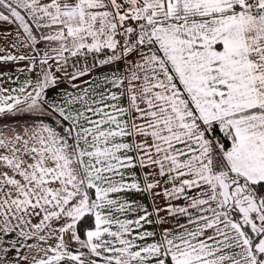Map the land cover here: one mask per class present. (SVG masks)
I'll return each mask as SVG.
<instances>
[{
  "label": "snow or ice",
  "instance_id": "obj_1",
  "mask_svg": "<svg viewBox=\"0 0 264 264\" xmlns=\"http://www.w3.org/2000/svg\"><path fill=\"white\" fill-rule=\"evenodd\" d=\"M0 26V264H264V0Z\"/></svg>",
  "mask_w": 264,
  "mask_h": 264
},
{
  "label": "crops",
  "instance_id": "obj_2",
  "mask_svg": "<svg viewBox=\"0 0 264 264\" xmlns=\"http://www.w3.org/2000/svg\"><path fill=\"white\" fill-rule=\"evenodd\" d=\"M1 28H3V26H0ZM5 67H10V66H5Z\"/></svg>",
  "mask_w": 264,
  "mask_h": 264
},
{
  "label": "rangeland",
  "instance_id": "obj_3",
  "mask_svg": "<svg viewBox=\"0 0 264 264\" xmlns=\"http://www.w3.org/2000/svg\"><path fill=\"white\" fill-rule=\"evenodd\" d=\"M0 30H2V28L0 27Z\"/></svg>",
  "mask_w": 264,
  "mask_h": 264
}]
</instances>
